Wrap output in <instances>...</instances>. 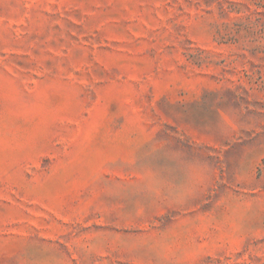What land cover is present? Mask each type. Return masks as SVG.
<instances>
[{
  "label": "rangeland",
  "instance_id": "374dc122",
  "mask_svg": "<svg viewBox=\"0 0 264 264\" xmlns=\"http://www.w3.org/2000/svg\"><path fill=\"white\" fill-rule=\"evenodd\" d=\"M0 264H264V0H0Z\"/></svg>",
  "mask_w": 264,
  "mask_h": 264
}]
</instances>
